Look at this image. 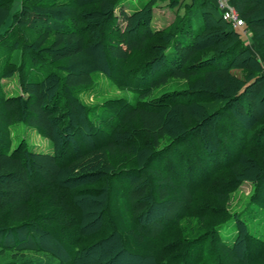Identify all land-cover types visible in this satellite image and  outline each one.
<instances>
[{"label":"trees","instance_id":"obj_1","mask_svg":"<svg viewBox=\"0 0 264 264\" xmlns=\"http://www.w3.org/2000/svg\"><path fill=\"white\" fill-rule=\"evenodd\" d=\"M125 1L21 0L12 13L14 0H0V37H13L14 26L19 31L7 58L15 70L27 74L21 81L23 97L7 96L0 82V234L6 235V242L0 241V256H10L9 264H86L88 249L108 244V256L127 253L149 264H264V236L253 228L264 222V201L246 204L242 214L227 209L228 191L238 179L233 176L255 169L254 164L243 154L221 161L220 153L212 150V165L203 172L206 165L200 162L192 180L187 145L167 131L166 107L146 99L171 80L207 82L211 76L214 89L225 94L232 88L233 70L246 62L260 75L237 85L233 103L241 115L253 116L264 132V110L258 107V101L264 103V79H259L264 62L251 52L244 30L252 32L264 56V0H230L244 29L224 19L211 0H147L117 15ZM160 2L178 10L176 20L164 29L152 26L153 10ZM115 15L123 26L109 24ZM86 25L99 28L101 35L86 32ZM28 32L35 38L31 43ZM95 42L103 44L105 66L94 65ZM36 43L37 51L29 47ZM207 51L211 53L204 57L215 63L197 66L194 59ZM34 53L40 56L38 63ZM137 53L147 60L133 65ZM32 61L38 68H31ZM148 64L158 68L141 76L144 68L150 69ZM100 73L116 89L100 99L123 101L113 114H104L80 97ZM205 93L212 97L211 91ZM191 105L181 101L175 106L180 131L189 130L207 113L192 115ZM129 122L140 125L142 134L135 139L123 132ZM13 123L37 130L52 142V151H38L28 140L16 145ZM208 128L207 141L199 132H190L200 147L203 141L215 143ZM245 140L264 150V141L252 143L247 136ZM228 142L226 137L221 141ZM215 169L232 176L209 193L214 201L203 200L198 190L207 180L195 182L198 176L217 173ZM259 171L255 178L262 177ZM154 200L164 204L161 216L150 217ZM225 228L235 231L230 241ZM25 230L37 243L21 235ZM41 256L49 261L35 260Z\"/></svg>","mask_w":264,"mask_h":264},{"label":"rangeland","instance_id":"obj_2","mask_svg":"<svg viewBox=\"0 0 264 264\" xmlns=\"http://www.w3.org/2000/svg\"><path fill=\"white\" fill-rule=\"evenodd\" d=\"M147 0H126L124 2V5L122 7H119L116 10L117 15L120 14V11L122 9H127L134 11L137 8H140ZM217 1L215 0V4L217 5ZM126 3V4H125ZM21 4V0H14L12 10L11 12H16L19 10ZM182 11V10H181ZM2 12V11H1ZM0 12V14H1ZM117 15H115L114 19L109 22L111 26H115V22L120 23L122 26L124 25V21L122 18H116ZM178 16V10L172 9L169 7V5L166 2H160L154 7L153 10V20H152V26L154 25L155 28L164 29L167 27L171 22H174ZM264 18V15H262ZM261 17V16H260ZM17 19H15L16 21ZM42 22V19H40ZM11 16L6 21V26L10 23ZM49 23H51V20H47ZM264 22V19H263ZM33 23H36V21H33ZM19 26V25H18ZM17 26H14L11 28L13 32V37H0V82L3 85V91L6 93L7 96L11 97H18V96H25V93L23 92L21 81L25 79L26 73L23 71V73L19 70H15L13 68V61L7 56L10 54V52L14 49L12 46L16 42V37L18 36V32L16 29ZM87 27V25H86ZM85 31H91L90 28H86ZM242 29V28H241ZM244 29V27H243ZM245 30V35L248 36L247 38V45L250 48L253 55L259 60L264 62V56L263 52L261 51L259 47L258 41L253 36L252 32L249 30ZM92 31H97L100 35L99 28L93 29ZM97 33V34H98ZM29 40L28 43H31V40H34L35 38L29 34ZM264 40V39H263ZM90 43L93 42V39L90 38ZM103 43V42H102ZM29 47L33 50L40 49L39 46L36 44H29ZM103 44L94 43L92 46V51L95 54V58L97 61L94 62L96 64H100L105 66L106 62V54L103 50ZM18 48H16L17 50ZM41 51V50H40ZM40 52H37L39 54ZM211 53L210 51L199 53V56L195 58L197 66H206L207 64L215 63V59L212 61H207L204 56L206 54ZM6 56V57H5ZM36 62L40 59L39 55H35ZM142 56V53H137L134 58L132 59L133 65H138L145 60ZM14 60V59H13ZM90 62H93L94 60L89 59ZM33 62V61H32ZM30 63L31 68L35 69L38 68L36 62ZM29 63V61H27ZM38 63V62H37ZM246 62H241L234 70H233V81H232V88L229 90L225 89V94L228 96L226 97L225 94H220V92L216 91L214 87L212 86L214 82V77L211 76L209 81H205L203 78H196L193 81H187V80H171L167 84L162 85L158 88H155L153 92L147 97L146 99L150 103L156 102L158 104L163 103L166 107L165 109V115H166V128L169 132L171 137H175L184 140V145H187L188 150L185 152L187 153L183 155L190 158V163L192 162V180L196 177V170H198V165L200 162L202 164L206 165L203 172H205L209 167L212 165L209 157L210 151H216L215 153L219 152L218 156L221 158V161H226V156H230L228 160L234 161L237 158H240V154H243L244 157H247L249 161H246L252 166H254L255 169L249 168L245 173H241V175H236L233 177H236L238 179L234 180V189L232 191H228V194H231L228 201L227 209L230 213L237 212L238 214H242V211L246 204L252 202L253 200L255 202L264 201V150L255 149L256 146L250 145L248 143L249 140H245L246 136L248 138L252 139V143H258L260 140L264 141V132H262V129H258V122L251 116L248 115H241L237 109V106L234 105V99L237 98L234 94L237 88V85L241 83V81H244V83L249 82L252 80L255 76L259 73L256 72L253 68L247 66L245 64ZM254 64V63H253ZM149 65V64H148ZM154 64L152 66L149 65V68H144L143 74L141 76H147L149 73L154 72L158 67ZM262 76H260L259 79H264V64H262ZM40 66V65H39ZM255 67V65H253ZM42 68V67H40ZM141 68V67H140ZM22 73V74H21ZM260 75V74H259ZM109 78L103 73H100L99 76H95L94 85L90 89H85L83 92H81L83 95L81 100H83L88 105H96V109L100 110L104 114L110 113L113 114L117 112V106L120 104H123V101H119V103L111 102V101H104L102 98L103 95H110L114 94L116 89H113L109 87L108 84ZM220 84L223 82L218 81ZM205 91H211L212 97L210 98L209 94H206ZM208 95V97H206ZM238 98H241L238 97ZM261 98V96L259 97ZM262 99V98H261ZM181 101H189L192 103L190 106V109L192 111V115L197 113H205L207 117L211 119H206V115L203 118V120L199 123H193V125L189 126V130L183 131L179 130V110L175 109V106L180 104ZM102 102V103H101ZM258 107L261 111L264 110V103L261 104V101H258ZM264 102V99H263ZM111 106L110 111H106L105 107L106 105ZM168 113V114H167ZM233 119L235 124L233 123ZM211 122V123H210ZM15 124L11 128V134L12 138L16 145L21 144L22 142H25L28 140L34 149L38 151H52L53 144L48 139H45L37 130L28 128L27 126L23 125V123H13ZM209 125V132L210 135L215 137V143L208 145V143H205L204 141H207L206 138L207 132H206V126ZM238 125V126H237ZM128 128L124 129L123 132L127 133L126 136H129L131 139V135L134 136L133 139H135V135H141L142 133L139 123L137 122H129L126 125ZM197 131L199 132V135H201L203 141L204 147H200L197 141L194 140L197 139V136L194 135V132H192V136L190 135L191 131ZM88 133L93 134V132H90L88 130ZM135 133V134H134ZM141 133V134H139ZM179 134V135H178ZM233 134V135H232ZM259 136V137H257ZM137 137V136H136ZM229 138L230 142L225 143L223 145L221 141L223 138ZM199 140V139H198ZM242 141V142H241ZM261 141V142H262ZM218 148V150H216ZM174 154H177L176 151L173 152ZM254 153V154H253ZM227 154V155H225ZM230 154V155H229ZM189 155V156H188ZM255 155V156H254ZM225 159V160H224ZM179 163H181L179 161ZM260 170V171H259ZM217 173H210L207 177L198 176L196 179L197 181L195 184L199 183L206 179V183L203 187H201L198 191H200L199 196L203 200L214 201L210 196L209 193L215 192L218 187H220L223 183L225 184L226 178H230L231 176L228 175V173L222 172L224 175H221L219 170H214ZM263 172V175L261 178H255V174L257 172ZM96 172V171H93ZM95 174V173H94ZM228 175V176H227ZM235 175V173H233ZM255 178V179H254ZM152 206V212L150 217H158L161 216L164 213V204L154 200ZM253 207L249 209L250 211H253ZM229 223V222H228ZM227 224V223H226ZM255 231L258 232L259 235L264 236V222L260 226H253ZM225 235L228 239V241L232 240L235 237V231L233 229H224ZM21 235L24 238H27L28 240H31V242H36L32 235L30 233H27V231H21ZM6 235L0 234V241L6 242L5 237ZM26 239V242H27ZM4 240V241H3ZM37 243V242H36ZM108 244H103L96 249L93 250V248L88 249V251H91L90 254L86 255L85 259L86 264H149L146 261H139L135 259L133 256L129 254H123L119 253L116 256H108L106 252ZM1 248V246H0ZM24 254L27 255L25 252ZM11 257L7 255L0 256V263L1 264H9L11 261ZM35 260H41L42 263H44L46 260H48L46 257L41 256L39 258H36ZM49 261V260H48Z\"/></svg>","mask_w":264,"mask_h":264},{"label":"built area","instance_id":"obj_3","mask_svg":"<svg viewBox=\"0 0 264 264\" xmlns=\"http://www.w3.org/2000/svg\"><path fill=\"white\" fill-rule=\"evenodd\" d=\"M218 8L222 11L223 18L230 21L236 28L245 26L244 20L240 17L238 11L231 5L230 0H218Z\"/></svg>","mask_w":264,"mask_h":264},{"label":"crops","instance_id":"obj_4","mask_svg":"<svg viewBox=\"0 0 264 264\" xmlns=\"http://www.w3.org/2000/svg\"><path fill=\"white\" fill-rule=\"evenodd\" d=\"M211 1L215 3V0H211Z\"/></svg>","mask_w":264,"mask_h":264}]
</instances>
